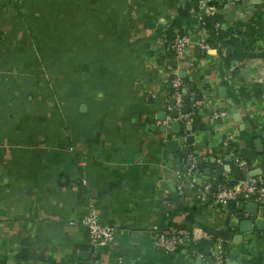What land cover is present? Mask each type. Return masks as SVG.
Returning a JSON list of instances; mask_svg holds the SVG:
<instances>
[{
  "label": "crops",
  "instance_id": "obj_1",
  "mask_svg": "<svg viewBox=\"0 0 264 264\" xmlns=\"http://www.w3.org/2000/svg\"><path fill=\"white\" fill-rule=\"evenodd\" d=\"M205 14L198 0H0V264H264V205L216 204L178 174L190 154L200 177L264 174V0ZM205 16L222 30L203 32ZM178 30L193 40L175 57ZM176 74L183 121L168 120ZM90 203L107 245L82 222ZM162 232L200 240L170 253Z\"/></svg>",
  "mask_w": 264,
  "mask_h": 264
},
{
  "label": "built area",
  "instance_id": "obj_2",
  "mask_svg": "<svg viewBox=\"0 0 264 264\" xmlns=\"http://www.w3.org/2000/svg\"><path fill=\"white\" fill-rule=\"evenodd\" d=\"M200 6L205 9V15H211L215 10L223 4L224 0H198ZM200 29L203 32L209 29L204 27L200 23ZM214 30L220 31L221 25L217 21L214 24ZM192 36L188 33L181 32L180 30L175 32V35L170 41V50L175 57L182 56L192 43ZM198 43L203 50H210L212 45L203 37L198 40ZM170 88L172 96L175 99V104L170 107V110L176 113V116L168 115L170 121H183L186 117L192 114V112L184 113L183 107L185 105L186 87L183 84L182 79L176 74L171 82ZM224 112H216L215 116H223ZM224 147L231 148L229 151L232 155L234 165L243 171H249L252 168V164L249 160L237 155L236 150L231 146V138H226L223 141ZM180 177H185L189 187L194 189L197 194L201 196H209L216 204H228L232 201H251L258 200L264 205V174L248 175L243 179L236 182H228L223 179L205 178L200 177L198 170L196 156L190 154L188 157V164L183 172H178ZM180 192L183 191L182 185L178 186ZM83 224L89 231L90 238L95 245H107L111 243L115 238V229L111 226L103 224L100 220L97 207L94 203H90L87 214L82 219ZM199 241L198 234H191L187 232H162L155 240V245L167 252H178L183 246L192 241ZM197 256L201 258L206 264H224V258L220 253L206 254L199 251ZM6 264H18L16 262H9Z\"/></svg>",
  "mask_w": 264,
  "mask_h": 264
},
{
  "label": "trees",
  "instance_id": "obj_3",
  "mask_svg": "<svg viewBox=\"0 0 264 264\" xmlns=\"http://www.w3.org/2000/svg\"><path fill=\"white\" fill-rule=\"evenodd\" d=\"M215 22H217V20H215L212 16H205V17H203V19L201 21V24H203V26L206 27V28H208L209 30L215 31L214 30V24H215ZM175 32L176 31H174L173 33H171L169 42L171 41V39L175 35ZM181 32H183V31H181Z\"/></svg>",
  "mask_w": 264,
  "mask_h": 264
},
{
  "label": "water",
  "instance_id": "obj_4",
  "mask_svg": "<svg viewBox=\"0 0 264 264\" xmlns=\"http://www.w3.org/2000/svg\"><path fill=\"white\" fill-rule=\"evenodd\" d=\"M172 102L174 103L175 101L172 100ZM187 110H188V108L185 106L184 111L186 112ZM173 115L176 116L175 113H173ZM171 125H172V127H173L175 130H178V129L181 127V123H180V122H173ZM252 175H253V174H252ZM254 175H256V173H254ZM240 199L243 200V197L241 196ZM251 204H252V203H249V205H251ZM208 247H209V242L206 241V248H207V250H208Z\"/></svg>",
  "mask_w": 264,
  "mask_h": 264
}]
</instances>
